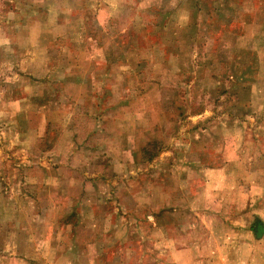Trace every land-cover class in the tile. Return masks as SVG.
Here are the masks:
<instances>
[{
    "label": "rangeland",
    "instance_id": "1",
    "mask_svg": "<svg viewBox=\"0 0 264 264\" xmlns=\"http://www.w3.org/2000/svg\"><path fill=\"white\" fill-rule=\"evenodd\" d=\"M0 264H264V0H0Z\"/></svg>",
    "mask_w": 264,
    "mask_h": 264
},
{
    "label": "crops",
    "instance_id": "2",
    "mask_svg": "<svg viewBox=\"0 0 264 264\" xmlns=\"http://www.w3.org/2000/svg\"><path fill=\"white\" fill-rule=\"evenodd\" d=\"M195 2V1H194ZM85 4V3H84ZM195 4V3H194ZM191 5H192V3H191ZM95 15V14H94ZM195 13H194V15H193V13H192V15H191V18H190V20L191 19H194V17H195ZM89 14H86V13H84L82 16H80V21H81V23L83 24V31H81V32H78V33H80L81 35H80V38H83L84 40H85V42L84 43H82L83 45H85V43H86V45H87V42L88 41H93V43L95 42V45H96V39H99V37L100 38H103V33H101L100 34V31L98 30L96 33L94 32V35H92L91 37H89V36H87V33L85 32V26H86V23H87V21L89 20ZM96 16V15H95ZM88 32V31H87ZM110 34H112V32H110ZM92 38V39H91ZM88 39V40H87ZM86 40H87V42H86ZM116 40V39H115ZM116 42V41H115ZM94 51V53L97 51H99V53H103V55H106V53L108 54V53H110L111 51H108V50H106L105 49V47H103V49H102V45L100 44V42H99V44H97L96 46H92L91 47ZM97 49V50H96ZM112 51H114V49L112 50ZM111 63V61H109L108 62V64L109 65H111L110 64ZM76 80V82L79 84L80 83V86H83V87H85V86H87V87H89L90 86V83H88L89 82V79H87V80H80L79 81V79H75ZM97 84H99V83H97ZM100 85V84H99ZM92 91H95L94 93H96V95H92V97H95V98H100V96L99 95H101L100 93H97L96 92V90H95V88H93V89H85V90H83V91H81V92H79L78 93V97H79V99H81V101H88L89 99V96H90V93L92 92ZM61 93L60 94H62V95H64L65 96V93H62V91H60ZM65 92V91H64ZM100 92H101V90H100ZM68 97H70L69 95H68ZM111 111H112V109H110ZM110 110L108 109L107 110V113L108 112H110ZM107 113H106V115H107ZM99 115H102L103 116V114H104V112L102 111L101 113H98ZM98 115V116H99ZM108 116V115H107ZM104 134V136L103 137H101V141H104L103 142V144H95V146H93V150H91V151H98V150H103V149H105V147H106V150L105 151H101V152H107V149H109V150H111L112 148L113 149H118L119 147H118V145L116 144L117 142H118V140H116L117 138H116V136H117V134L116 133H113V134H111V133H106V132H104L103 133ZM116 138H114V137ZM119 137H121L120 139H121V141H122V143H123V140H122V137H124V135L122 136V135H120ZM118 137V138H119ZM112 139H114L115 140V144H111V146H110V148L108 147V145H109V143H110V140H112ZM118 143H121V142H118ZM121 143V144H122ZM107 145V146H105V145ZM120 146V149H122V151H125V149L124 148H122V146L121 145H119ZM129 149H128V147H127V149H126V151H128ZM123 161V160H122ZM56 177V176H55ZM72 179V178H71ZM59 181H62V179L61 178H59L58 179ZM89 180V179H88ZM72 182V181H71ZM62 193H63V191H61V195H62Z\"/></svg>",
    "mask_w": 264,
    "mask_h": 264
},
{
    "label": "trees",
    "instance_id": "3",
    "mask_svg": "<svg viewBox=\"0 0 264 264\" xmlns=\"http://www.w3.org/2000/svg\"><path fill=\"white\" fill-rule=\"evenodd\" d=\"M253 232H254L255 235L257 234V230L256 229H254Z\"/></svg>",
    "mask_w": 264,
    "mask_h": 264
}]
</instances>
